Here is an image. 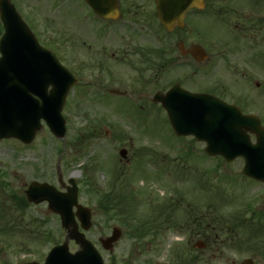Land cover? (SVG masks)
Masks as SVG:
<instances>
[{"label":"rangeland","instance_id":"rangeland-1","mask_svg":"<svg viewBox=\"0 0 264 264\" xmlns=\"http://www.w3.org/2000/svg\"><path fill=\"white\" fill-rule=\"evenodd\" d=\"M12 1L24 16L48 27L53 36L63 37L64 64L78 82L68 93L62 110L66 120L64 138L54 137L42 122L28 145L16 139L0 140V206L4 208L0 209V226L8 221V227H14L0 232V264L41 263L52 246L67 239L59 217L46 202L18 209L8 195L24 197L31 181L47 182L63 190L60 184L69 177L77 182L79 203L91 211V226L85 236L105 264H178L177 253L191 251L199 256L193 264H240L246 258L264 264L258 254L227 245L235 233L227 229L229 220L236 214L246 219L251 212L254 218L263 215L264 229V186L242 176L241 159L226 162L210 158L204 154L203 144L191 137L175 136L165 111L151 99L156 91L164 92L174 83L190 91L212 86L220 77L219 67L212 68L208 77L191 75L192 69L185 63L199 65L189 56L179 57L177 49L179 38L184 45L188 41L187 34L165 33L161 28L158 33L132 31L129 27L124 30L126 16L108 23V27L101 19H93L83 0ZM120 1L121 6L125 4L131 10H154L150 0ZM251 3L253 8L264 10V0ZM227 4L221 3L224 7ZM236 5L249 3L236 0ZM223 32L219 26H210L206 31L208 39L203 48L209 58H217L216 45ZM96 48L105 53L94 58ZM121 49H125L122 59L118 56ZM158 50L162 51L160 58L154 53ZM112 52H116L114 58H110ZM171 55L181 65H172ZM146 59L155 68L147 65ZM114 89L124 96L110 94ZM120 148L126 149V159L118 155ZM85 179L100 193L128 195L133 220L99 209L97 197L84 188ZM169 203L176 206L174 216L178 219L193 207L198 215L216 217L218 227L215 224L216 228L208 232L207 241L184 226L138 239L131 236L138 222ZM113 227L120 228L121 236L108 251L99 239L108 237ZM199 241L207 243L203 250L194 248ZM68 246L71 252L77 249L72 240Z\"/></svg>","mask_w":264,"mask_h":264},{"label":"water","instance_id":"water-1","mask_svg":"<svg viewBox=\"0 0 264 264\" xmlns=\"http://www.w3.org/2000/svg\"><path fill=\"white\" fill-rule=\"evenodd\" d=\"M85 1L103 18H114L118 14L116 0ZM154 1L156 15L168 31L175 25H181L187 9L202 6L201 0ZM0 19L8 34L12 32L11 27H26L9 0H0ZM32 52L25 63L4 64L0 61V139L16 138L29 144L41 128V119L55 137L62 138L65 134L61 110L76 79L58 63L51 51L40 48L36 43ZM14 68H21L22 74L12 78ZM49 86L52 88L48 93ZM152 100L165 108L177 135H193L197 140L205 141L204 151L208 155H221L227 161L241 157L244 162L242 173L264 183V127L257 118L243 115L234 106H226L212 97L191 94L177 85L164 94L155 93ZM200 102L205 106H198ZM248 133L255 134L256 143H251ZM119 155L125 158L126 150L120 149ZM68 182L70 186L66 187V192L37 181L31 182L25 190L29 202L47 201L49 210L60 216L61 225L67 230V239L50 250L43 264H104L92 243L78 231L75 216L81 227L88 229L91 225L90 211L78 204V188L74 179L70 178ZM73 207H76L75 213ZM120 235V230L115 227L111 235L100 239V242L105 249H110ZM69 239L79 246L74 253L69 251ZM195 247L202 248L203 244L198 242ZM242 264H252V261L246 259Z\"/></svg>","mask_w":264,"mask_h":264},{"label":"flooded vegetation","instance_id":"flooded-vegetation-1","mask_svg":"<svg viewBox=\"0 0 264 264\" xmlns=\"http://www.w3.org/2000/svg\"><path fill=\"white\" fill-rule=\"evenodd\" d=\"M202 1L203 8L188 10L184 16L183 26L174 27L171 32L185 33L187 34L186 38L189 37L185 45L179 38L177 49L179 57L189 56L194 63L199 65V67H192L191 63H185V66L192 69L191 75L208 77L212 68L219 67L220 77L214 85L201 86L195 92L213 95L227 104L238 107L244 114H254L264 125V10L253 8L251 2L255 3V0H248L249 5L242 7L237 6L238 4L234 6L236 0ZM222 2H228V7L222 6ZM118 3L120 9L121 1L118 0ZM124 16H126L125 24L122 25L124 30L129 27L132 31L136 30L137 32H142L145 29L151 33L159 32L160 25L154 12L143 13L125 7L122 11L120 9L117 20ZM106 21L108 23L112 20ZM27 23L40 46L53 48L58 58L62 60L64 56L62 50L65 46L63 37L59 34L53 36L48 32V27L37 24L31 17L27 18ZM210 26H219L224 31L222 39L216 45L219 51L215 59L209 58L203 48V42L206 43V38L208 39L206 31ZM108 27L110 26L108 25ZM3 31L4 28L0 25V40ZM27 39L26 34L11 37L9 41L3 43V48L9 46L11 49V45H16L19 41H27ZM196 46H200L204 50V59L200 61L196 59L198 57ZM12 50L15 52V47ZM93 52L94 58L105 53L97 48ZM124 54L125 49L118 52L121 59ZM114 56H116V52L110 53V58H114ZM175 62H177L176 57L172 59V63ZM252 139H254L253 136ZM208 238L209 236L206 237V241ZM261 261H263L262 258Z\"/></svg>","mask_w":264,"mask_h":264},{"label":"trees","instance_id":"trees-1","mask_svg":"<svg viewBox=\"0 0 264 264\" xmlns=\"http://www.w3.org/2000/svg\"><path fill=\"white\" fill-rule=\"evenodd\" d=\"M84 182H86L84 188H86L88 192L94 194L97 197V206L99 209H101L106 214L112 213L118 218H128L130 208L128 209L127 204H125V202L127 203L126 196L122 195L121 193L117 195H112V193H110L109 191L107 193H100L97 187L88 179H85ZM8 197L10 198L12 205L18 209L28 205L23 196H17L14 193H10ZM121 197H123V200L121 199ZM174 207L172 208L173 212ZM0 209L3 210L4 208L0 206ZM172 211L167 212L155 208L153 214L148 219L143 220V222H138L132 228L131 236L137 239L145 237L146 234L153 236L157 233H160L159 231L163 229L178 228L179 226L186 227L192 233H198L202 231L203 219L202 217L196 216V211H193L192 213L187 211L185 218L181 220L175 218L172 214ZM0 218H2V214L0 215ZM2 222H5L6 224L5 226H0V232L4 233L7 228H14L8 227V221ZM208 227H215V221L212 216H209L208 218ZM227 229L241 230L242 234L244 235L242 238L239 239H234L232 236L229 246L243 248L248 250L249 252H262L264 255V231L260 225L253 221V219L246 220L244 218H237L234 221L232 220L231 224L229 221V226L227 227ZM176 259L178 260V264H193L197 263L196 260L199 259V256L194 255V251H191L188 254L177 253Z\"/></svg>","mask_w":264,"mask_h":264}]
</instances>
